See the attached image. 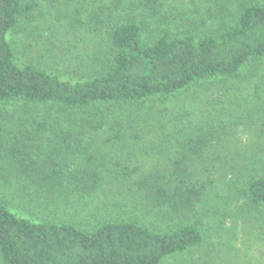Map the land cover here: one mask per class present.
Returning a JSON list of instances; mask_svg holds the SVG:
<instances>
[{"label": "rangeland", "instance_id": "1", "mask_svg": "<svg viewBox=\"0 0 264 264\" xmlns=\"http://www.w3.org/2000/svg\"><path fill=\"white\" fill-rule=\"evenodd\" d=\"M36 2L19 27L8 33L18 58L74 77L77 71L94 72L107 58L108 29L113 23L136 18L143 25L145 38L151 40L157 27L180 33L193 27L224 26L241 4H263L264 0ZM90 59L96 61L91 69ZM25 106H0V202L24 218L60 212L62 218L73 214L92 227L98 222L97 216H92L93 208L100 202V216L107 217L108 208L132 214L138 204L131 190L135 174L172 172L175 164L180 168L188 165L193 181L209 177L216 184L208 185L210 193L217 194L233 185L221 184L224 170L248 171L252 165L242 159L264 158V59L248 61L234 77L216 75L199 82L170 100H153L137 110L120 109L116 116L126 120V126L117 136L90 131L92 118L85 123L76 121L70 129L65 123L58 126L51 118L41 122L34 117L37 111ZM129 117L137 121V129L127 127ZM54 128L59 131L53 132ZM86 129L89 132L84 134ZM212 156L233 160L213 163ZM261 167L263 162L255 166L258 170ZM72 189L78 193L88 190L80 195ZM50 192L62 195L54 202L57 211L51 207ZM44 193H48L46 203L40 199ZM118 198H129L131 206L123 199L118 204ZM250 220L252 227H247V232L242 229L246 222L239 218L236 227L231 216L224 224L222 220L213 223L207 236L201 228L207 238L199 248L161 264H264V218L250 219L248 215L246 221ZM0 264H4L1 254Z\"/></svg>", "mask_w": 264, "mask_h": 264}, {"label": "trees", "instance_id": "2", "mask_svg": "<svg viewBox=\"0 0 264 264\" xmlns=\"http://www.w3.org/2000/svg\"><path fill=\"white\" fill-rule=\"evenodd\" d=\"M35 6L36 0H0V106L20 103L37 111L34 117L41 122L51 118L69 129L76 121L85 123L92 118L90 131L117 136L126 126V120L116 116L120 109L137 110L153 100H170L199 82L216 75L234 77L248 61L264 59V3H243L224 26L193 27L180 33L157 27L151 40L145 38L136 18L113 23L106 43L109 54L101 65L94 72L63 76L37 63L20 61L8 38ZM94 62L90 59L89 69ZM127 119L129 129L138 128L135 119ZM225 160L233 159L212 156L213 163ZM242 160L251 163V168L224 170L221 184L233 185L217 194L210 193L208 186H214V180L200 176L193 181L188 165L180 168L175 164L172 172L135 174L131 190L138 204L132 214L108 208V216H100V202L93 208L92 216L98 222L92 227L73 214L62 218L60 212L38 219L20 217L0 202L4 264H161L199 248L213 223L222 220L224 224L228 216L236 220V227L239 218L246 222L242 229L247 232L252 227V221H246L248 215L250 219L264 218V167L255 168L264 158ZM227 174L231 176L226 179ZM81 190L71 191L81 195L88 189ZM44 194L46 199H40L46 203L48 193ZM50 194L51 207L57 211L54 202L62 195ZM118 199V204L123 199L131 206L129 198Z\"/></svg>", "mask_w": 264, "mask_h": 264}]
</instances>
